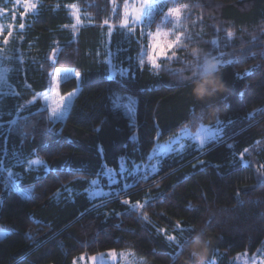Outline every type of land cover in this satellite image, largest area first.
<instances>
[{
	"label": "trees",
	"instance_id": "16d2710c",
	"mask_svg": "<svg viewBox=\"0 0 264 264\" xmlns=\"http://www.w3.org/2000/svg\"><path fill=\"white\" fill-rule=\"evenodd\" d=\"M124 2L114 12L113 0H41L7 44L0 38L9 68L0 93V264H73L127 250L146 264H198L187 249L205 226V264L264 250V0H162L143 32L121 28ZM172 7L182 8L177 28L164 22ZM161 27L182 35L157 68L148 33ZM203 57L224 62L228 91L198 102L185 77ZM57 68L79 75L61 85L62 94L79 88L62 123L41 101ZM215 106L218 117L201 118ZM218 124L219 139L134 173L157 141ZM36 159L44 163L28 168Z\"/></svg>",
	"mask_w": 264,
	"mask_h": 264
},
{
	"label": "rangeland",
	"instance_id": "374dc122",
	"mask_svg": "<svg viewBox=\"0 0 264 264\" xmlns=\"http://www.w3.org/2000/svg\"><path fill=\"white\" fill-rule=\"evenodd\" d=\"M41 0H33V2L36 3V9L30 11L26 16L21 17L20 13L24 11V8L21 7L16 3V0H14L13 4H8V6H0V25L3 26V34L5 35L6 39L8 40L10 36H8L9 27L8 25L11 24L13 27L11 29L12 33L16 30H19V24L23 22L25 24L26 18L29 15H32L36 13L38 6L40 4ZM162 1V0H160ZM129 3H132V0H129ZM137 6H139L137 4ZM160 7L155 9L154 14L151 18H149L147 15L143 16L141 19L140 24L137 25H130V27H136L140 26L142 28V32L146 30L147 26L150 24V22L153 21L156 11L159 10ZM71 9L75 22L77 25H81V22L83 20L84 14L81 12V9L77 7V9L69 8ZM147 12V9H145V13ZM79 16V23H77L76 17ZM182 17V8H181V15L179 18L176 16H172L170 18L171 22H173V25L175 26V21ZM167 19L164 18V22H166ZM176 28L178 26H175ZM161 35L159 37H151L149 44L158 45L155 52H152L151 54L156 57V53H159L161 49L163 50L166 55L171 51L176 45L169 48L168 45L170 42L175 41L176 36L175 33L172 35L173 31L167 32L164 27L159 28ZM147 33V32H146ZM3 35H0V38ZM1 49V47H0ZM166 55H160L156 58V62L158 63L159 60L164 58ZM2 49L0 50V93H3L7 91V82H8V66H6L2 62ZM218 67L223 65L224 62L220 59H213ZM60 74H55L53 76V81L51 84V87L49 91L42 96L41 101L43 103V106L48 109L50 113V119L53 123H62L64 122L70 108L74 104L75 97L78 95L79 88L71 91L68 94H62L61 93V85L68 81L71 78H76L79 80V75L71 68H59ZM70 73L71 75L65 79L64 73ZM59 93V94H57ZM69 101L71 103L69 104ZM128 100L124 102V104H127ZM63 105V107H62ZM56 110L55 115H53V110ZM131 115L134 114V108L133 104L131 106V111L129 112ZM61 115H63V119H61ZM226 133V128L224 126H220L218 124L215 127L209 126V125H201L197 130H192L189 128L183 129L176 137L170 139L166 142H156L154 145V148L151 152V155L149 157V161L140 167H137V169L134 171L138 172L139 168L142 169V171L146 169H150L153 172H156L159 169L160 161L161 159L171 156V155H180L183 154L189 144H194L197 148H203L204 146L208 145L210 142L215 141L222 137ZM201 141H203V144H201ZM44 162L40 159H36L33 162H30L28 164V168L31 166L33 167H39ZM125 172V169H122L120 172V175L123 177ZM12 178V173L10 172L8 174ZM115 181V182H113ZM112 183H117V178H114ZM13 188H16L17 190V182L12 181L11 182ZM97 185H95L96 187ZM97 190V189H96ZM93 192L95 194H103L104 191H96ZM21 194H26L24 191L19 190ZM96 191V192H95ZM239 259H237L238 264H264V250H259L255 255H248V254H242L238 256ZM73 264H146V261L144 258L139 257L136 255L133 251L127 250V251H110L105 252L102 254H98L92 257H86L81 256L77 258Z\"/></svg>",
	"mask_w": 264,
	"mask_h": 264
},
{
	"label": "snow or ice",
	"instance_id": "6c2138e0",
	"mask_svg": "<svg viewBox=\"0 0 264 264\" xmlns=\"http://www.w3.org/2000/svg\"><path fill=\"white\" fill-rule=\"evenodd\" d=\"M16 3L18 5H20L21 7L24 8V11L20 13L21 17L26 16L30 11L35 10L36 9V3L33 2V0H16ZM137 4L139 6H137ZM160 6V0H132V3H129V0H125L124 4H123V18L121 19V28L122 29H126L128 32H134L135 31V27H130V25H137L140 24L141 19L143 16L147 15L149 18H151L154 14L155 9H157ZM71 8L73 9H77V5L76 4H72L70 5ZM182 7L186 8L187 5H183ZM117 8V4H116V0H113V11L115 12ZM145 9H147V12L145 13ZM2 11V10H0ZM166 15V19L167 22H171L170 18L172 16H176L177 18L180 17L181 15V8L180 7H172L168 9V12L165 14ZM77 19V23H79V16L76 17ZM105 23H108V21H105ZM175 26H179V19H177L175 21ZM9 31H8V36L12 35V25L9 24ZM25 27V24L23 22H21L19 24V28L23 29ZM73 27H75V25H73ZM111 31V30H110ZM0 35H3V26L0 25ZM161 35L160 33V29L158 28L157 31L155 33L149 32L148 36L149 38L151 37H159ZM181 34H178L176 36L175 41H172L169 43L168 47L171 48L173 47L175 44H179L180 43V36ZM229 36L232 35V33H228ZM3 43L7 44L8 40L5 38ZM158 47V45H154V44H149V49H150V54H149V61L152 64L153 67H159L160 65L156 62V58L159 57L160 55H166V53L163 52V50L161 49V51L159 53H156V57H154L151 53L156 51V48ZM193 51H197V50H193ZM173 55H175V53H173ZM60 69H55V74H60ZM127 70L126 69H121V73H125ZM71 74L65 72L64 76L65 79H67ZM112 77L109 76V79H111ZM59 94V93H57ZM128 103L123 105V107L130 112L131 111V106L134 102L133 97L129 96L127 97ZM71 103V101H69V104ZM63 107V105H62ZM56 110H53V115H55ZM61 119H63V115H61L60 117ZM201 144H203V141H201ZM115 182V181H113ZM174 239V237H169V240Z\"/></svg>",
	"mask_w": 264,
	"mask_h": 264
},
{
	"label": "clouds",
	"instance_id": "9594fccd",
	"mask_svg": "<svg viewBox=\"0 0 264 264\" xmlns=\"http://www.w3.org/2000/svg\"><path fill=\"white\" fill-rule=\"evenodd\" d=\"M192 55L198 60L199 54L196 51ZM192 85V95L198 102H205L212 99L217 94H225L228 91L226 83L223 81L219 73L217 63L209 58L203 57L199 64V70L193 71L190 76L185 77ZM220 109L218 106L212 107L207 112H201V118L205 116L209 119L218 117ZM206 230V226L201 228L200 232L192 239L188 245V255L198 262V264H205L208 256L207 242L202 239V233Z\"/></svg>",
	"mask_w": 264,
	"mask_h": 264
}]
</instances>
